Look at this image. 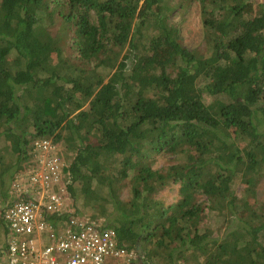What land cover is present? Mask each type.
<instances>
[{"label":"trees","instance_id":"1","mask_svg":"<svg viewBox=\"0 0 264 264\" xmlns=\"http://www.w3.org/2000/svg\"><path fill=\"white\" fill-rule=\"evenodd\" d=\"M58 130L71 200L135 264H264V0H0L2 205Z\"/></svg>","mask_w":264,"mask_h":264},{"label":"built area","instance_id":"2","mask_svg":"<svg viewBox=\"0 0 264 264\" xmlns=\"http://www.w3.org/2000/svg\"><path fill=\"white\" fill-rule=\"evenodd\" d=\"M62 137L58 130L34 141V159L16 169L8 204L0 202L8 232L0 264H135L138 253L119 245L114 229L103 228L100 216L80 212L71 200ZM68 212L75 215L64 229L45 220Z\"/></svg>","mask_w":264,"mask_h":264},{"label":"rangeland","instance_id":"3","mask_svg":"<svg viewBox=\"0 0 264 264\" xmlns=\"http://www.w3.org/2000/svg\"><path fill=\"white\" fill-rule=\"evenodd\" d=\"M179 31L182 37V44L186 48L192 50L202 44L201 42L203 40V28H202V22H201L200 9L197 4L193 3L191 5L189 10L185 14V20L179 26ZM167 52H169V50H167ZM4 144H5L4 142H0V146H3ZM170 194L171 195L174 194V190H172ZM257 195L260 198H264V177L261 178L258 182ZM170 200L171 199H169V201ZM192 258L193 257H189L187 259L186 257L185 258L182 257V259L179 260V263L180 264H199L196 259L194 258L192 259Z\"/></svg>","mask_w":264,"mask_h":264},{"label":"crops","instance_id":"4","mask_svg":"<svg viewBox=\"0 0 264 264\" xmlns=\"http://www.w3.org/2000/svg\"><path fill=\"white\" fill-rule=\"evenodd\" d=\"M6 233H7V231H6ZM7 236H8V233H7ZM7 239H8V238H7ZM6 241H7V240H6ZM6 241H5L4 243H1L0 246H3V247H4L5 244H6Z\"/></svg>","mask_w":264,"mask_h":264}]
</instances>
